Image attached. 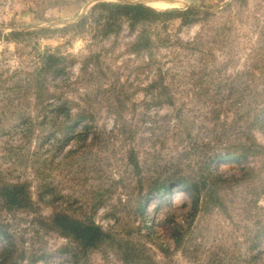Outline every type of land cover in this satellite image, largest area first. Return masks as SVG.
<instances>
[{
	"label": "rangeland",
	"instance_id": "obj_1",
	"mask_svg": "<svg viewBox=\"0 0 264 264\" xmlns=\"http://www.w3.org/2000/svg\"><path fill=\"white\" fill-rule=\"evenodd\" d=\"M100 2L215 16L154 26L153 69L147 54L129 51L138 33L126 23L108 38L89 28L5 38L61 30ZM241 5L0 0V194L21 186L28 197L22 208L0 197V230L16 246L9 264H74L61 250L77 245L55 231L56 215L105 234L79 264H264V155L242 158L244 144L264 149V120L255 121L264 108V0ZM47 53L67 58L65 74L41 72ZM159 70L161 101V84L149 88ZM63 104L69 114L55 113ZM224 154L235 158L216 157ZM6 245L0 237V264Z\"/></svg>",
	"mask_w": 264,
	"mask_h": 264
},
{
	"label": "trees",
	"instance_id": "obj_2",
	"mask_svg": "<svg viewBox=\"0 0 264 264\" xmlns=\"http://www.w3.org/2000/svg\"><path fill=\"white\" fill-rule=\"evenodd\" d=\"M240 1L241 4H247V0H234ZM241 5V6H242ZM226 7L232 8V5L229 4ZM231 10V9H230ZM215 15L196 7H189L185 10L173 9L166 12H160L148 6L142 4H117V3H107L100 2L96 4L90 12L82 17V19L74 25L68 26L61 30H39L37 32H26V33H11L5 38L12 41H25V39L33 37H48L49 35L59 34H68L73 33L76 35H81L86 30H91L93 32V38L95 39L98 35L102 38H108L111 35H118L122 28L123 24L126 23L132 33H138L136 40L129 45V51L134 53L136 56H142L147 54V66L155 67L158 65V62L155 58V51H158V45L152 39L154 35L153 27L159 25H165L173 20H181L182 25H190L209 18H213ZM138 29H141L138 32ZM2 34L0 33V38ZM163 43H165L163 41ZM167 43V41H166ZM162 45V44H161ZM44 66L41 68V72L44 74L53 73L54 75H59L61 73L65 74V61L67 58H62L54 54H45L42 58ZM159 82L155 83L149 88L151 91H157V84L159 86L160 92L154 99L161 101L159 98L165 96L166 94H161L166 90L163 86V76L161 75V70H159ZM156 84V85H155ZM162 88V89H161ZM163 90V91H162ZM159 91V90H158ZM159 95V97H157ZM168 96V95H166ZM163 102H157L156 104H162ZM51 107V106H50ZM64 109L57 107L55 113H64L69 114L67 109V104H63ZM52 113V112H51ZM64 117V116H63ZM264 120V108H262L259 113L255 116V121L258 122V125L261 124ZM245 131H248L245 129ZM245 141H250L249 134L246 135L244 132ZM255 147V146H254ZM246 154L242 155L245 158L248 157V154L258 153L264 155V149L257 148L256 150L252 146L243 145V149ZM219 160H233L235 157L224 154L222 156H216ZM240 157V156H238ZM241 158V157H240ZM205 187V185H203ZM195 188V186H194ZM166 188H164L165 191ZM189 192L192 191L191 188H183ZM0 197L5 201V205L8 207H24L23 203H27L28 197L23 187L13 186L2 189ZM26 206V205H25ZM27 207V206H26ZM53 228L55 231L62 237L70 240L72 245H77L80 251H77V248L73 246L65 247L61 250V253H72V260L74 264H79L81 260V254L88 255V252L99 247V245L104 241L105 234L101 228L97 227L94 224H86L80 221L71 220L64 216L56 215L52 218ZM0 237L7 241L5 253L2 255L1 264H9L13 260L15 254V244L14 242L9 241L11 239L8 234L3 233L0 230ZM17 259V258H16ZM21 259V258H20Z\"/></svg>",
	"mask_w": 264,
	"mask_h": 264
}]
</instances>
